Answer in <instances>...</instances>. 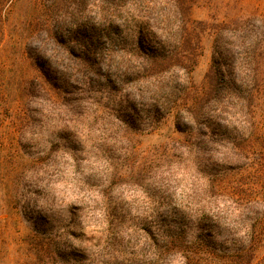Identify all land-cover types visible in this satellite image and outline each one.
I'll return each mask as SVG.
<instances>
[{"label":"rangeland","instance_id":"374dc122","mask_svg":"<svg viewBox=\"0 0 264 264\" xmlns=\"http://www.w3.org/2000/svg\"><path fill=\"white\" fill-rule=\"evenodd\" d=\"M46 1H40L43 8ZM140 4L141 0H127L116 23L128 30L145 25L148 17L164 28L161 36H177L176 18L166 27L162 23L170 4L151 10ZM34 5L35 0L0 5V264H183L182 249L161 254L160 247L167 244L163 234L175 235L178 227L195 225L203 193L198 181L202 175L193 163L199 162L195 152L200 141L209 140L205 158L210 161L225 159L228 166L240 162L233 173L245 188L253 186L257 203L252 209L264 210V91L257 94L251 115L242 118L246 123L240 128L241 138L231 135L230 125L237 126L239 115L233 107L223 115L227 122L206 139L203 132L188 134L178 127L175 103L167 113L131 87L128 93L140 104L138 112L126 107L117 90L108 97L82 94L77 85L89 74L80 61L64 55L63 47L54 50L49 44L43 52L56 54L51 57L56 75L77 87L64 97L29 54L41 47L31 38ZM186 14L196 22L201 38L198 64L172 78L171 88L176 90L208 86L211 25L236 16L264 17V0H194ZM68 18V28L81 22L77 16ZM196 46L193 41L186 48ZM103 68V73L116 72L126 81L114 76L117 87L135 84V77H125L121 65ZM90 76L97 88L106 86L102 75ZM179 95L184 100L188 94ZM137 127L145 130H131ZM242 225L222 218L211 232L212 240L228 247L235 238L230 229ZM191 233L189 229L188 236ZM205 250L203 257L211 251ZM220 256L215 254L213 264H224ZM248 258L235 257L225 264H264V249L247 263Z\"/></svg>","mask_w":264,"mask_h":264},{"label":"trees","instance_id":"16d2710c","mask_svg":"<svg viewBox=\"0 0 264 264\" xmlns=\"http://www.w3.org/2000/svg\"><path fill=\"white\" fill-rule=\"evenodd\" d=\"M9 1L11 0H0V5ZM40 1L35 0L30 29L32 40L40 42L41 50L32 49L29 54L44 77L65 94L64 97L72 92V88L77 87L70 80L56 75L57 70L53 68L51 59L56 54L53 53L49 57L43 52L49 44L54 46V50L57 46L63 47L67 58L72 57L80 61L89 77L79 81L81 84L77 85L80 89L78 91L88 97H91V93L108 97V94L112 95L117 90L121 93L122 102H126V107L138 112L140 104H136L132 92L128 93V87H131L138 95L146 94L151 100V106L160 104V109L167 113L172 111L175 103L178 107V127H182L188 134L190 131L198 135L203 132L202 135L206 139L227 122L223 115L234 107L237 109L235 113L240 115V120L238 115L237 126L230 125L234 129L231 135L233 139L243 136L240 128L244 127L246 119L242 118L251 115L257 94L260 95L264 91L263 16H236L213 23V57L211 70L207 75L208 86L199 88L196 85H188L176 90V87L171 88L172 78H179L181 69H194L198 64L201 38L193 26L196 22L186 14L188 12L189 15L194 0H141L145 10L154 9L163 3L170 4V12L162 14V23L166 27L168 23L175 22L176 18V37L168 34L161 36L159 31L164 28H160L143 15L140 18H145V25H136L127 30L122 23H116V19H119L126 7L127 0H47L45 8ZM76 16L81 22L77 21L70 28L66 27L65 21L68 17ZM41 33H45L42 39ZM126 39L130 41L127 43ZM193 41L197 46L186 48ZM77 49H80L79 53L75 51ZM120 65L124 67L125 77H135V84L117 87L118 82L114 79L116 72L109 75L101 71L104 66L119 69ZM92 73L102 75L106 79V86L97 88L93 84L94 78L90 76ZM118 79L121 83H126L123 78L117 76ZM35 80L32 81L34 85L37 84ZM180 92L190 94L189 98L187 95V98L182 100ZM143 97L145 98L144 95ZM178 101L184 102L178 104ZM160 109L155 108L154 111L159 113ZM131 130L145 129L137 127ZM207 142L209 140L197 142L198 151H194L199 162L195 160L193 163L196 171L202 175L198 181L203 191L199 199L201 208L196 210L195 225L187 229L178 227L175 235L163 234L167 244L160 247L161 254L173 248L182 249L185 258L183 264H213L216 253L221 255L220 261L224 264L229 262L228 259L237 257L245 260L247 256L250 257L248 263L264 249V210L252 209L257 203L253 186L250 190L245 188V184L240 183L238 176H235V170L241 167L240 162L228 166L225 159L214 162L205 158L208 153L205 150ZM204 170L212 172L205 174ZM222 218L232 220L235 225L243 223L236 230L230 229L235 238L229 241L231 244L228 247L212 240L211 232L215 231ZM189 229L192 232L190 236L187 234ZM206 248L211 251L206 252L203 257L200 253L205 252Z\"/></svg>","mask_w":264,"mask_h":264}]
</instances>
